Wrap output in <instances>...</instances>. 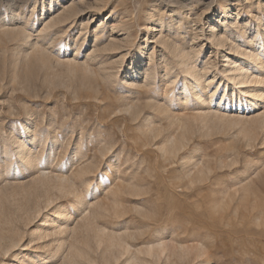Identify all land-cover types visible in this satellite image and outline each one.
<instances>
[{
  "label": "rangeland",
  "instance_id": "obj_1",
  "mask_svg": "<svg viewBox=\"0 0 264 264\" xmlns=\"http://www.w3.org/2000/svg\"><path fill=\"white\" fill-rule=\"evenodd\" d=\"M212 26L264 50V0H0V264H264V98Z\"/></svg>",
  "mask_w": 264,
  "mask_h": 264
},
{
  "label": "bare ground",
  "instance_id": "obj_2",
  "mask_svg": "<svg viewBox=\"0 0 264 264\" xmlns=\"http://www.w3.org/2000/svg\"><path fill=\"white\" fill-rule=\"evenodd\" d=\"M180 21V20H179ZM213 27V26H212ZM228 27V26H227ZM228 29V28H227ZM216 26H214L212 28V39L213 41H215V44L218 45H222L227 46L229 45L228 41L232 40L231 37L228 36H223L221 37L217 32H216ZM24 35V34H23ZM27 37V36H26ZM29 37V36H28ZM26 39V38H25ZM161 42L165 45H170L169 41L167 39L162 38ZM230 42V41H229ZM262 42V41H261ZM261 42H259L260 45H258V47L256 49H250V50H242L241 51V46L238 47L237 46H233V42H231L230 48L231 50L235 51L236 57L233 60V62L231 64H229V66L226 69V72L228 73L227 76V80L225 82L220 81L219 83L213 85V86H220L222 84L223 90H224V97L226 98H234L237 96H241V97H247L248 99V103H250L251 106H253L254 108H256V106L259 105V101L264 98V76L262 77V72H264V50H261L263 45H261ZM172 44V43H171ZM236 45V44H235ZM170 47V46H169ZM234 47V48H233ZM229 48V49H230ZM173 52H174V56L177 58L178 64L182 67V72L184 74V78L185 80H189V86L190 88H192L191 92L196 95L197 97L199 96L200 101L203 100V97L205 95V92L208 90V88H210L211 84H213L214 79L216 78V73L214 74L212 80H204L205 77L204 75H201V73L199 71H197L195 69V65H193L191 63L190 60L187 59L186 54L184 53V51H182V48H178L176 46H174L173 48ZM230 50V51H231ZM245 58L247 60L250 61V64H252V66H248L247 64H243L241 62V59ZM247 57V58H246ZM228 60V59H227ZM141 63V62H140ZM139 64V63H138ZM141 65V64H140ZM211 65V64H210ZM176 66V65H175ZM175 68V67H174ZM176 69V68H175ZM175 69L173 71H175ZM147 71V69H145ZM210 69L206 68L205 69V75L209 72ZM149 71V70H148ZM133 72V71H132ZM163 72V71H162ZM177 72V71H176ZM215 72V71H214ZM141 77L145 78H150V79H154L153 77V73L151 74L148 72H140ZM169 73V72H167ZM171 73V71H170ZM174 74V73H173ZM177 74V73H176ZM175 74V76H176ZM225 74V73H224ZM135 75V70L132 73V76ZM137 75V72H136ZM171 75V74H170ZM169 76V75H168ZM170 78V77H169ZM224 78V77H223ZM130 79V78H129ZM128 79V80H129ZM143 79V80H144ZM148 79V81L150 80ZM174 79H169V81L174 83ZM156 80V79H155ZM145 81V80H144ZM152 81V80H151ZM150 81V82H151ZM184 82V81H183ZM186 82V81H185ZM188 82V81H187ZM145 83V82H144ZM148 83V82H147ZM146 83V84H147ZM185 86H187V84H185ZM184 86V87H185ZM217 88V87H216ZM219 88V87H218ZM217 88V89H218ZM216 89V90H217ZM216 90L211 94L210 97L213 96V94L216 92ZM210 94V92H209ZM222 98V99H223ZM202 103V102H201ZM258 108V107H257ZM256 108V109H257ZM211 109V108H210ZM209 115V114H207ZM263 121V120H262ZM22 144V143H21ZM27 156V155H26ZM23 158V157H22ZM65 220V219H64ZM103 232V231H102ZM110 243L112 245H115L117 247H122V240L116 236H112L110 237ZM109 241V240H108ZM126 241V240H125ZM127 243V242H126ZM158 243V242H157ZM129 246V245H128ZM154 246V245H153ZM151 246V247H153ZM157 246L162 247L163 246V242L158 243ZM150 247V246H149ZM150 247V248H151ZM149 248V249H150ZM164 248V247H163ZM167 249V248H166ZM165 251V250H164ZM149 252V251H148ZM157 255V254H156ZM158 256V255H157ZM117 258V257H116ZM133 258H131L132 260ZM131 260H126L129 264L131 262ZM141 263V262H140ZM138 262H135L134 264H140ZM125 264V263H124ZM132 264V263H131Z\"/></svg>",
  "mask_w": 264,
  "mask_h": 264
}]
</instances>
